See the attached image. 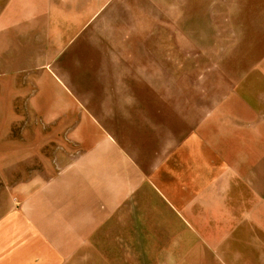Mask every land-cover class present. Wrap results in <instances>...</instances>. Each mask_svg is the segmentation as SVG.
I'll return each mask as SVG.
<instances>
[{
    "label": "crops",
    "instance_id": "crops-1",
    "mask_svg": "<svg viewBox=\"0 0 264 264\" xmlns=\"http://www.w3.org/2000/svg\"><path fill=\"white\" fill-rule=\"evenodd\" d=\"M144 2L8 1L2 54L27 37L36 63L18 69L82 70L84 104L50 99L62 104L44 117L67 136L46 145L59 152L50 166L26 167L19 207L3 209L0 264H264V0L214 7L242 42L206 58L171 27L141 31ZM114 12L127 16L116 38L87 48L99 14Z\"/></svg>",
    "mask_w": 264,
    "mask_h": 264
},
{
    "label": "rangeland",
    "instance_id": "rangeland-1",
    "mask_svg": "<svg viewBox=\"0 0 264 264\" xmlns=\"http://www.w3.org/2000/svg\"><path fill=\"white\" fill-rule=\"evenodd\" d=\"M8 1L0 0V35L5 32L3 19L6 14L5 9L9 5L7 4ZM197 1L199 2V0H155L153 5V0H146L139 6L141 18L139 29L141 31L155 30L156 34L159 35L160 31L165 30L166 27H171L172 31H178V35L181 33L182 36H185L182 39H179L180 36L174 37L173 41L182 40V45H187L192 50L195 47H203L205 58L210 57L212 48L218 56H226L229 46H238L242 42L238 34L236 37L230 36L229 28L232 23L226 19V16L221 15L222 11L220 14L216 12L215 16L212 17L216 11V6L219 4L225 3L224 8H228V0H202L204 3L202 10H199ZM185 6H187L186 15H184L186 11L183 12ZM145 15L150 17L149 21L144 19V17L147 18ZM153 16L156 19L154 26ZM130 17L131 21L127 23V30L129 31H131L132 25H135L136 20L133 12ZM112 18L113 20L110 22L104 19L100 20L99 14L89 36L92 43L86 44L87 48L92 50L103 48L111 43V39L116 38L118 33L117 21L121 18L126 20L127 16L118 15L116 17L114 12ZM16 22L13 21V24L16 25ZM238 25L236 23L237 27ZM14 42L16 43L15 46H8L4 54H2V41L0 45V216L5 207H19L18 191L23 184L27 183L23 181L24 177L27 176L26 167L31 166L36 169L42 166H50L55 162L59 152L58 150H51L46 145H50L58 139L65 141L64 137L67 134L54 133L51 124L52 118L44 117L51 109L62 104L50 99L54 100L60 95L69 94L75 100V105L78 104L80 107L84 104V93L79 82L81 79L83 81V76L78 75L72 78L74 73H82V70L73 71L64 68L58 70L56 67L52 70L45 68L44 70L18 69L26 63L29 65L36 63L35 57H28L29 52L32 54L36 49H34V42L29 44L27 37L18 38ZM79 43V40L76 41L75 45L71 43L66 48L68 51L64 52V56L61 55V58L65 55L71 57L74 53V47ZM173 45H179V43ZM77 53H80L79 49ZM24 55L27 57V62L24 60ZM35 78L40 79L43 84L34 85ZM74 109L78 108L75 106ZM63 128L66 130V127ZM36 143H39V147L36 146ZM27 144L31 146L27 147ZM33 178L35 177L33 176ZM206 249L209 250L207 246ZM208 255L211 256V254ZM214 255L216 257L214 262L208 261L210 258L208 256L203 264H241L242 261L229 260L222 254ZM259 263L260 261L256 260L251 264Z\"/></svg>",
    "mask_w": 264,
    "mask_h": 264
}]
</instances>
